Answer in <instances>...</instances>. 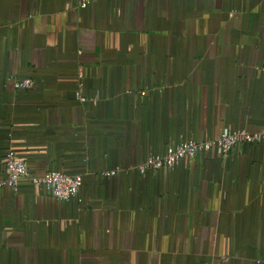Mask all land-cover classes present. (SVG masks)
<instances>
[{
	"label": "crops",
	"instance_id": "1",
	"mask_svg": "<svg viewBox=\"0 0 264 264\" xmlns=\"http://www.w3.org/2000/svg\"><path fill=\"white\" fill-rule=\"evenodd\" d=\"M78 2L0 0V180L9 151L83 179L0 188V264H264V142L137 171L264 126V0Z\"/></svg>",
	"mask_w": 264,
	"mask_h": 264
},
{
	"label": "built area",
	"instance_id": "2",
	"mask_svg": "<svg viewBox=\"0 0 264 264\" xmlns=\"http://www.w3.org/2000/svg\"><path fill=\"white\" fill-rule=\"evenodd\" d=\"M94 0H79L78 6L85 8ZM34 85V80L30 78H15L12 80L14 89H29ZM79 101L85 98L80 90L75 92ZM264 142V126L255 132H249L245 128H235L223 130L220 135L212 140L195 141L186 140L175 145H168L163 154L149 153L146 158L137 165L140 175H145L149 171H156L161 168H171L182 158H193L199 151H212L217 155L226 157L229 152L240 143ZM4 164L5 178L0 180V188L9 186L15 188L20 180H26L32 185L40 186L49 192L59 201H66L72 197H77L82 185V176L79 174L70 175L58 170H47L36 174L29 170L27 164L17 158L13 152L5 154ZM115 170L104 172L106 175H113Z\"/></svg>",
	"mask_w": 264,
	"mask_h": 264
}]
</instances>
